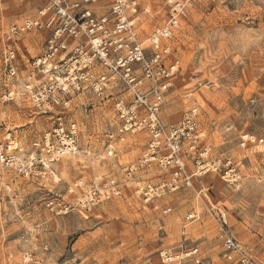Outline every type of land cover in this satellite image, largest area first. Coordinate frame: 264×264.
<instances>
[{"label":"rangeland","instance_id":"rangeland-1","mask_svg":"<svg viewBox=\"0 0 264 264\" xmlns=\"http://www.w3.org/2000/svg\"><path fill=\"white\" fill-rule=\"evenodd\" d=\"M140 1L153 9L162 6V0ZM35 8L34 0H0V46L6 27L32 17ZM163 17L161 10L152 24ZM44 38L43 32L24 35L21 69H29ZM170 42L182 71L166 96L161 121L176 124L196 105L203 145L211 157L241 165L240 188L209 174L194 180V190L166 196L161 201L169 208L166 215L142 209L128 194L89 214L47 213L48 193H63L74 180L92 174L120 178L121 168L144 147V136L135 134L116 143L108 157L103 134L115 127L111 101L76 96L68 109L80 128L79 154L63 157L36 183L0 172V264H162L158 254L167 247L196 248L200 264H227L219 211L250 264H264V0H194ZM192 75L212 87L196 88L189 82ZM51 128L52 121L28 102L18 108L0 105V138L10 132L24 153ZM242 133L263 142L242 148Z\"/></svg>","mask_w":264,"mask_h":264},{"label":"built area","instance_id":"built-area-1","mask_svg":"<svg viewBox=\"0 0 264 264\" xmlns=\"http://www.w3.org/2000/svg\"><path fill=\"white\" fill-rule=\"evenodd\" d=\"M34 1L32 17L3 31L0 105L18 108L28 102L35 113L52 121V128L31 153H24L16 138L5 131L0 138V172L36 183L46 179L63 157L74 155L80 128L68 107L74 97L84 96L112 103L115 127L103 134L108 157L116 143L135 134L144 136V147L134 162L121 168L120 178L92 174L74 180L63 193H48L43 200L47 213L89 214L128 194L142 209L166 215L169 208L161 205L166 196L194 190V180L209 174L226 186L240 188L241 165L211 157L203 145L196 105L176 124L165 125L160 118L166 96L182 71L170 41L194 0H162V6L154 9L140 0ZM161 10V23L153 25ZM42 32L40 53L30 60L28 70L21 69L24 35ZM189 82L196 88L213 85L193 75ZM238 142L246 148L260 145L263 139L242 133ZM217 223L227 264H250L231 236L224 212L219 211ZM158 256L162 264H200L196 248L167 247Z\"/></svg>","mask_w":264,"mask_h":264},{"label":"bare ground","instance_id":"bare-ground-1","mask_svg":"<svg viewBox=\"0 0 264 264\" xmlns=\"http://www.w3.org/2000/svg\"><path fill=\"white\" fill-rule=\"evenodd\" d=\"M76 154H79V150H77V149H76V151H75V154H74V155H76Z\"/></svg>","mask_w":264,"mask_h":264}]
</instances>
